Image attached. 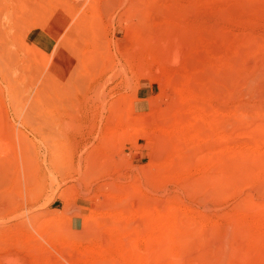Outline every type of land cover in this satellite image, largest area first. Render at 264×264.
I'll return each instance as SVG.
<instances>
[{"label": "rangeland", "instance_id": "obj_1", "mask_svg": "<svg viewBox=\"0 0 264 264\" xmlns=\"http://www.w3.org/2000/svg\"><path fill=\"white\" fill-rule=\"evenodd\" d=\"M0 264H264V0H0Z\"/></svg>", "mask_w": 264, "mask_h": 264}, {"label": "crops", "instance_id": "obj_2", "mask_svg": "<svg viewBox=\"0 0 264 264\" xmlns=\"http://www.w3.org/2000/svg\"><path fill=\"white\" fill-rule=\"evenodd\" d=\"M148 91V90H147ZM147 91L146 90H144V88L143 87H141L140 89H139V91H138V93H139V97L135 100V102H134V109L136 110V109H143L144 108V106L146 105V102H145V100L147 99L146 97H140V95H143V96H147L148 95V93H147Z\"/></svg>", "mask_w": 264, "mask_h": 264}]
</instances>
